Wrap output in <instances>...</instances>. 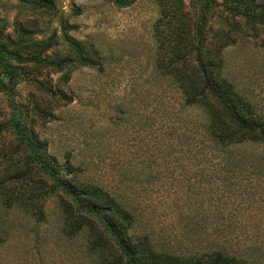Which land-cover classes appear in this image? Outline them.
I'll use <instances>...</instances> for the list:
<instances>
[{
    "label": "rangeland",
    "instance_id": "1",
    "mask_svg": "<svg viewBox=\"0 0 264 264\" xmlns=\"http://www.w3.org/2000/svg\"><path fill=\"white\" fill-rule=\"evenodd\" d=\"M159 11L154 0H136L125 8L110 0H58L56 13L22 0H0V24L6 47L12 42V48L37 51L33 43H45L56 33L59 44L48 50L50 57L69 53L70 38L100 52L99 65L73 70L74 102L57 108L55 118H48L46 124L37 122L49 141L50 154L61 162L69 158L81 177L123 198L140 216L137 231L152 234L159 245L178 251L213 245L245 252L247 233L257 225L264 244V222H260L264 178L254 177L249 168L240 177H216L210 162L204 167L203 159L183 152L175 140L170 149L169 135L175 129L181 133L182 128L177 124L162 128L154 115V100L156 92L168 100L176 94L166 92V86L158 91L139 89L151 79ZM258 31V38L246 37L225 49V73L264 113V27L258 26ZM22 38L27 41L21 42ZM29 70L15 86L12 99L18 104L26 103L27 95L38 89L29 84L31 79L55 89L62 84L61 74L49 68L31 65ZM12 99L0 88V124L12 117ZM178 131L173 135L178 136ZM12 143L10 133L0 134V171L1 155L9 154ZM125 165L151 171L152 176L121 177ZM199 172L206 174L201 177ZM197 231L200 238L193 235ZM0 264L92 263L80 242L61 234L55 200L49 202L46 222L37 224L6 208L0 194Z\"/></svg>",
    "mask_w": 264,
    "mask_h": 264
},
{
    "label": "trees",
    "instance_id": "2",
    "mask_svg": "<svg viewBox=\"0 0 264 264\" xmlns=\"http://www.w3.org/2000/svg\"><path fill=\"white\" fill-rule=\"evenodd\" d=\"M22 1L56 13L58 0ZM135 1L110 0L119 8ZM154 1L160 8L154 25V67L151 79L139 89L158 91L166 86V92L176 94L168 100L156 92V120L162 128L179 125L181 133L173 130L170 142L175 140L183 152L203 159L204 167L210 162L214 176L240 177L249 168L254 177L264 178V113L227 77L224 52L246 37H259L258 26L264 27V0ZM2 29L0 24V88L11 99L18 81L30 74L31 65L61 74L62 81L55 89L31 79L29 84L38 89L27 95L24 104L12 99V117L0 124V134L10 133L14 138L9 154L1 155L0 194L6 208L42 224L48 217L49 202L55 200L61 234L68 241L80 242L92 264H264L259 225L247 233L245 252L213 245L198 251L167 249L152 234L137 231L140 216L123 198L105 185L81 177L69 158L61 162L50 154L49 141L37 122L46 124L48 118H55L57 108L74 102L70 90L73 70L96 67L101 63L100 52L92 44L70 38L69 53L50 57L48 50L59 44L56 33L45 43H33L37 51L12 48V42L6 47ZM24 41L27 39L22 38ZM177 131L178 136L173 135ZM172 142L167 143L170 149ZM160 147H164L162 142ZM167 154L171 156L169 151ZM199 173L201 177L206 174ZM141 176L151 177L152 173L129 165L121 170L126 179ZM199 233L193 235L200 238Z\"/></svg>",
    "mask_w": 264,
    "mask_h": 264
}]
</instances>
